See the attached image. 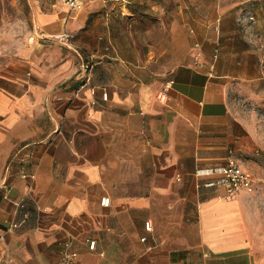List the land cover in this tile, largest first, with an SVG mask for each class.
Listing matches in <instances>:
<instances>
[{
    "label": "crops",
    "instance_id": "0c3cea01",
    "mask_svg": "<svg viewBox=\"0 0 264 264\" xmlns=\"http://www.w3.org/2000/svg\"><path fill=\"white\" fill-rule=\"evenodd\" d=\"M263 19L261 0L38 12L73 43L0 75V264H57L67 241L72 264H261ZM230 158L257 183L232 200L206 186Z\"/></svg>",
    "mask_w": 264,
    "mask_h": 264
},
{
    "label": "rangeland",
    "instance_id": "374dc122",
    "mask_svg": "<svg viewBox=\"0 0 264 264\" xmlns=\"http://www.w3.org/2000/svg\"><path fill=\"white\" fill-rule=\"evenodd\" d=\"M261 7L264 8V0H261ZM57 9L67 8L59 0H0V75L11 74L22 65L26 49L34 44L30 42V37L37 28V13ZM135 27L139 29L140 25L135 26L129 20V28ZM258 36L261 38L264 53V33ZM254 114L258 117L260 130L264 133V103L257 106ZM262 143L264 144V139ZM258 156L264 160V150L260 149ZM260 178L261 192L256 197V202L262 221L263 242L259 245V250L263 255L261 264H264V175Z\"/></svg>",
    "mask_w": 264,
    "mask_h": 264
},
{
    "label": "built area",
    "instance_id": "2783aa9c",
    "mask_svg": "<svg viewBox=\"0 0 264 264\" xmlns=\"http://www.w3.org/2000/svg\"><path fill=\"white\" fill-rule=\"evenodd\" d=\"M59 2L61 3L62 6L66 7L70 13H75L83 10L88 4L89 0H59ZM253 20H255V16L249 11L242 12L238 15L239 22L246 23ZM262 23L264 26V19ZM216 28L218 29V27ZM43 38H47V39L49 38L51 40H56L69 45L73 43L72 36L67 32L47 37L43 33H41L38 27L34 30L33 34L31 35L30 42L37 43L41 41ZM263 64H264V58H263ZM82 68L85 71H89L91 69V63L90 62L83 63ZM103 96L105 98L107 97V94L104 93ZM160 97L165 98L163 93L160 94ZM206 186L218 187L222 189V193L219 196L228 200H232L235 199L238 195H240V193L244 191L250 193L255 191L257 183L251 171L245 168L239 159L230 158L227 167L224 169L221 175L217 179L207 182ZM110 203H111L110 197L108 196L102 197L101 204L103 206H109ZM14 226L16 227L17 224H15ZM145 227L146 229L150 230L152 227V223L150 221H147L145 223ZM145 239L146 238L144 237L143 240ZM95 245H96V240H91L89 242V247L91 249H94ZM76 257H77V252L74 249H72V241H67L64 244V248L62 251V258L60 262L57 264H72L73 261L76 259Z\"/></svg>",
    "mask_w": 264,
    "mask_h": 264
}]
</instances>
